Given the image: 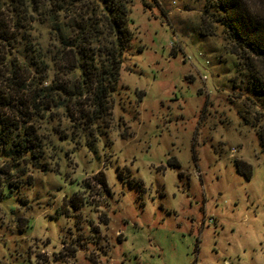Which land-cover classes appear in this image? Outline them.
<instances>
[{"label":"rangeland","instance_id":"rangeland-1","mask_svg":"<svg viewBox=\"0 0 264 264\" xmlns=\"http://www.w3.org/2000/svg\"><path fill=\"white\" fill-rule=\"evenodd\" d=\"M127 1L132 38L110 115L90 130L85 97L69 93L71 55L95 57L105 44L100 24L95 42L74 40L79 18L99 20L94 0H0V30L13 38L0 41V71L28 62L32 46L46 67H30L28 84L65 89L34 118V164L11 161L0 144V264H264V96L254 75L213 22L212 0ZM53 15L75 46L56 41Z\"/></svg>","mask_w":264,"mask_h":264},{"label":"trees","instance_id":"trees-1","mask_svg":"<svg viewBox=\"0 0 264 264\" xmlns=\"http://www.w3.org/2000/svg\"><path fill=\"white\" fill-rule=\"evenodd\" d=\"M253 1L260 3L261 7H256L251 0H212L213 5H216L221 12L213 22L225 29L227 39L234 46L231 54L237 60L245 61V70L251 72L258 83V85L253 84L257 87L255 93L264 96V0ZM127 4V0H94L90 12L94 15L98 11L99 20H84L82 17L78 19V22L82 23L76 26L74 40L78 39L79 44L83 41L95 42L99 24L106 35L102 40L105 44L102 45L99 54L96 51L95 57L87 58L83 50L71 55L76 59L73 69L77 72L78 80L69 94L85 97L84 104L88 108L85 110L79 108L81 117H85L81 125L90 130L104 116L110 115L108 99L117 83L123 53L129 48L132 38V30L128 28L131 20L128 16ZM55 8L54 14L62 10L61 6ZM53 17L55 24L51 31L56 41L63 49L66 45L75 46V44L69 45L66 39L65 24L56 15ZM73 22L74 27H71L75 28L77 21ZM12 39L7 30H0V41L8 42L9 45ZM26 52L28 62L22 61L21 66L9 62L8 70L0 71L3 78L0 88L2 90L0 91V144L6 148V157L11 161L20 162L21 159H28L34 164L33 160L42 156L36 127L33 124L34 118L47 116L50 110L47 106L48 102H56L55 94L65 92V89L60 86H48L47 91H44L37 89L31 83L28 84L29 68L40 66L45 68L46 55H42L38 48L32 46L26 47ZM4 61L2 59L0 65H6ZM44 79L41 78V82ZM238 170L241 171L239 166ZM97 181L98 184L106 187L102 176Z\"/></svg>","mask_w":264,"mask_h":264}]
</instances>
